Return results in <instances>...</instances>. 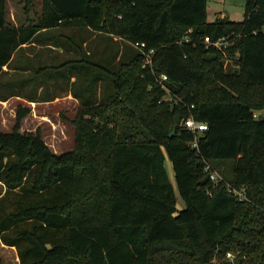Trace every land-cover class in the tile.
<instances>
[{"label": "trees", "instance_id": "obj_1", "mask_svg": "<svg viewBox=\"0 0 264 264\" xmlns=\"http://www.w3.org/2000/svg\"><path fill=\"white\" fill-rule=\"evenodd\" d=\"M7 2L0 100L51 101L65 87L80 103L70 150L21 131L27 105L0 132V239L19 264H264V0H246L239 21L209 20V0H43L39 20L18 26ZM90 31L119 44L91 49ZM106 79L113 95L96 100ZM190 115L208 125L197 146ZM216 159L232 162L229 176ZM206 162L247 199L212 181Z\"/></svg>", "mask_w": 264, "mask_h": 264}, {"label": "rangeland", "instance_id": "obj_2", "mask_svg": "<svg viewBox=\"0 0 264 264\" xmlns=\"http://www.w3.org/2000/svg\"><path fill=\"white\" fill-rule=\"evenodd\" d=\"M30 3L29 15L35 22L37 16L40 18L43 0H8L7 18L9 19L11 12L17 14H26V9ZM246 0H209L208 3V18L214 20L216 10L226 11L234 20H242L244 18ZM89 48L101 49L106 43L116 48L119 44V37L114 36L113 39L106 36L108 41L101 39L97 32L90 31ZM39 47L35 48L37 51ZM91 48V49H92ZM51 54L58 53V49L50 50ZM33 52L28 51L27 56H32ZM49 52L44 54V58H48ZM75 55H71L73 58ZM68 57V56H67ZM26 59V57H24ZM79 80L74 84V90L79 88V81L83 79V75L76 72ZM9 76V75H8ZM42 78V77H41ZM40 78V79H41ZM110 81V82H109ZM96 87V86H95ZM62 87L59 89L60 95L51 101L30 102L20 96H13L6 101L0 100V132H8L14 128L16 123L17 107L27 105L31 108L30 112L25 116L21 124V131H40L43 138L49 147L56 153H61L70 150L75 145L76 140V125L75 118L79 111V100ZM96 89H99L97 86ZM104 93L97 92L96 100H106L113 95L112 84L110 79L104 80ZM99 91V90H98ZM40 94L44 93L41 91ZM167 166L174 180L173 169L171 163L167 161ZM214 167L221 173L229 176L231 173L232 162L223 164L221 160L216 159L212 161ZM5 186L0 182V193H3ZM178 208H184L185 203L182 198L178 199ZM20 259L16 247L4 244L0 239V264H19Z\"/></svg>", "mask_w": 264, "mask_h": 264}, {"label": "built area", "instance_id": "obj_3", "mask_svg": "<svg viewBox=\"0 0 264 264\" xmlns=\"http://www.w3.org/2000/svg\"><path fill=\"white\" fill-rule=\"evenodd\" d=\"M203 42H204V44H206L207 47L214 46V47L221 49L223 52L225 51V49L228 47V44H229L228 40L225 38H219L217 40H212L209 36H206ZM137 46L142 48L145 46V43L144 42L143 43H137ZM152 52H153V50H151V53ZM228 61H229V59L227 57V62ZM146 62L147 63L152 62V59L149 57V55L146 57ZM168 81H169V77L167 74L162 73L159 75L158 83L162 86V88H164L168 92L164 98L165 100L171 99V94H170L171 92L167 86ZM183 124H184L185 128L196 133L195 140L193 142V146H197V144H198L197 133H201V132L207 130V128H208L207 123L203 122V121H198L192 115H190L183 120ZM204 170L207 174H209L210 178L215 183H218L220 181L226 182L224 180L223 176L213 167V165L210 162H206ZM226 184H227L228 191L231 194H233L238 200L243 201V200L247 199L245 187L238 188V187H235L234 185L230 184L229 182H226ZM227 255H228V257H231V258L233 257L231 252H229Z\"/></svg>", "mask_w": 264, "mask_h": 264}, {"label": "crops", "instance_id": "obj_4", "mask_svg": "<svg viewBox=\"0 0 264 264\" xmlns=\"http://www.w3.org/2000/svg\"><path fill=\"white\" fill-rule=\"evenodd\" d=\"M28 4V7H27V9L25 10L26 11V14L23 16L22 14H16L15 15V13H13V12H11V14H10V17H9V21L11 22V23H13V24H15L16 26H18V25H20V24H24V23H30V22H34L33 21V19H31L30 18V16L31 15H29V12H30V3H27ZM43 4V3H42ZM7 5H8V2H7ZM42 6V5H41ZM245 11V10H244ZM7 14H8V10H7ZM217 16H221V17H224V16H226V17H228L230 20H234V19H232L231 18V16H230V14L228 13V12H226V11H221L220 9L219 10H216V12H215V18L217 17ZM8 17V16H7ZM214 18V19H215ZM39 20V17L37 16V18L35 19V22H37ZM65 31V33H68L69 32V30L67 31V30H64ZM42 33L40 34V37H39V39H54V36L56 35V33L54 34V33H51V34H49V31L47 32V31H45V30H43V31H41ZM61 34V33H60ZM61 35H64L65 36V34L62 32V34ZM57 36V35H56ZM55 36V37H56ZM62 39H65V37H63ZM37 47H39L38 49H37V51H40V50H42V48L43 47H41V46H36V48ZM34 51H35V49H34ZM28 52V51H27ZM30 52H33V51H30ZM34 54V53H33ZM33 54H32V56H33ZM31 56V57H32Z\"/></svg>", "mask_w": 264, "mask_h": 264}, {"label": "water", "instance_id": "obj_5", "mask_svg": "<svg viewBox=\"0 0 264 264\" xmlns=\"http://www.w3.org/2000/svg\"><path fill=\"white\" fill-rule=\"evenodd\" d=\"M264 116V113H260L259 114V118H261V117H263ZM175 132H176V129H174L173 131H172V133L170 134V137H172L174 134H175Z\"/></svg>", "mask_w": 264, "mask_h": 264}]
</instances>
